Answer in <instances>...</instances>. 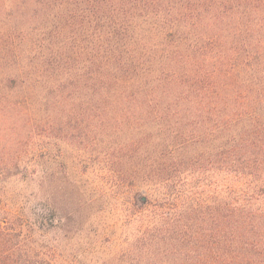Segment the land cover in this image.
Wrapping results in <instances>:
<instances>
[{"label":"trees","instance_id":"16d2710c","mask_svg":"<svg viewBox=\"0 0 264 264\" xmlns=\"http://www.w3.org/2000/svg\"><path fill=\"white\" fill-rule=\"evenodd\" d=\"M0 85L32 131L122 124L129 254L264 264V0H0ZM2 205L0 264H57L55 204Z\"/></svg>","mask_w":264,"mask_h":264},{"label":"rangeland","instance_id":"374dc122","mask_svg":"<svg viewBox=\"0 0 264 264\" xmlns=\"http://www.w3.org/2000/svg\"><path fill=\"white\" fill-rule=\"evenodd\" d=\"M10 90L0 85V102H9ZM69 118H62L60 129L32 131L24 127L25 116L0 110L2 207L32 222L41 200L55 204L59 217L55 226H46L45 235L57 264H173L154 260L151 252H128L122 124L95 129ZM33 119L41 123L45 117L40 111Z\"/></svg>","mask_w":264,"mask_h":264}]
</instances>
